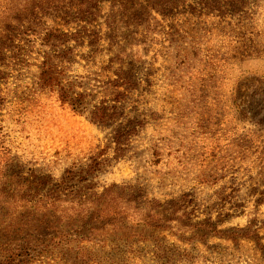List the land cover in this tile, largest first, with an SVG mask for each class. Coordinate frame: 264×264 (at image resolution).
I'll use <instances>...</instances> for the list:
<instances>
[{
	"label": "rangeland",
	"instance_id": "rangeland-1",
	"mask_svg": "<svg viewBox=\"0 0 264 264\" xmlns=\"http://www.w3.org/2000/svg\"><path fill=\"white\" fill-rule=\"evenodd\" d=\"M224 1L101 0L84 17L64 1L5 51L0 136L15 173L116 195L132 244L113 264H264V0ZM26 5L43 12L13 9ZM48 27L76 39L46 44ZM152 199L178 219L170 229L149 230Z\"/></svg>",
	"mask_w": 264,
	"mask_h": 264
},
{
	"label": "trees",
	"instance_id": "trees-1",
	"mask_svg": "<svg viewBox=\"0 0 264 264\" xmlns=\"http://www.w3.org/2000/svg\"><path fill=\"white\" fill-rule=\"evenodd\" d=\"M15 1L24 0H0V66L6 56L5 51L16 44L15 32H20L25 26L37 33L48 25L43 17L44 10H60L64 6L60 5L61 2L67 1V5L79 6L80 15L84 17L95 15V1L101 0H37L42 5L41 14L27 11L30 8L27 5L22 9H13ZM201 1L215 8L227 4L225 1L221 3V0ZM40 35L46 44L76 39V34L49 27ZM48 73L45 69L47 84L53 79L50 75L48 77ZM72 89L60 86V99L79 109V98L74 97L73 92L69 93ZM14 159L12 151L0 136V264L116 263L120 248L132 244L131 238L124 240L122 236L125 230L120 225L128 217L119 206L117 196L102 195L95 202L90 201L87 195L75 194L70 188H64V182L56 179L32 180L15 173ZM6 186L9 187L8 193L3 192ZM162 205L157 200L149 201L151 231L170 229L169 225L178 221L166 217ZM126 229L129 232L133 228L128 226ZM176 248L179 256L175 260L184 259L182 247L176 244ZM158 249L161 254V249Z\"/></svg>",
	"mask_w": 264,
	"mask_h": 264
}]
</instances>
